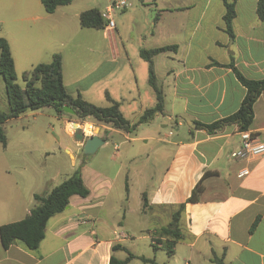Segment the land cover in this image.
Returning <instances> with one entry per match:
<instances>
[{
    "label": "crops",
    "instance_id": "0c3cea01",
    "mask_svg": "<svg viewBox=\"0 0 264 264\" xmlns=\"http://www.w3.org/2000/svg\"><path fill=\"white\" fill-rule=\"evenodd\" d=\"M256 5L257 0L236 1L233 39L225 32L222 19L225 9L220 0H174L160 8V17L150 40L144 36L135 53L125 51L124 59L142 74L140 63L145 62L139 57L140 49L176 46L175 51H166L153 58L155 76L163 90L167 110L154 117L164 116L160 123L162 133L142 137L146 143L153 141L168 145L160 150L163 156L168 155L161 174L150 185L146 165L134 174L127 172L129 177L124 178L127 192L129 182H140V206L132 214L123 205L127 197L119 198L115 206L110 207L112 203L108 199L113 181L102 172H92L97 190L89 187L81 176L89 195L86 198L70 197L68 206L48 220L44 238L36 251L27 250L21 243L4 249L0 241V264H109L111 256L123 260L128 253L136 258L127 264H144L139 257L153 259L157 264H264V155L247 161L229 157L230 152L240 145L235 125L215 134L193 128V122L210 124L238 110L246 89L238 81L233 68L248 80H264V19L257 17ZM58 23L57 26H65L67 32L65 23ZM63 32L64 29H59L45 35V41L38 49L34 45L27 46L22 36L26 46L20 50L25 59L43 53V61L36 64L49 63L52 54L59 53L66 91L71 96L79 94L92 102L90 89L81 91L74 87V83L65 81L61 48L68 35ZM156 37L159 39L152 41ZM6 41L15 63L12 47ZM117 57V61L111 64L115 71L126 66L121 57ZM122 90L125 92L113 96H109L105 89L98 92L106 103L96 106H109L108 96L118 103L125 119L134 124L152 101L142 97L136 81L133 85L129 82ZM125 104L133 107L132 111L129 106L123 111ZM126 111L130 113L126 115ZM185 126L187 137L173 140V128L179 131ZM100 128L106 136L111 132H123L101 124ZM249 131L264 141V91L254 104ZM156 134L159 137H155ZM66 152L71 155L69 150ZM242 169H248L249 174L238 178ZM13 170L22 177L23 168L12 169L0 164V226L24 219L33 206L34 194L48 193L64 180L54 186L44 181L37 189L29 188L28 198H24L18 183L8 179ZM122 170L120 167L117 175ZM201 179L203 192L198 201L186 203L180 213L181 239L173 254L170 257L166 254L165 260L157 261L156 255L144 254L135 248L136 241L144 237L133 241L134 232H146L151 247L156 246L155 250L152 247L154 252L163 250L157 243L166 239L161 237L160 229L171 222L173 213L186 202ZM142 194L145 195L144 207ZM127 218L135 220L132 225ZM141 220L144 221L142 226L136 227ZM255 222L256 227L250 232ZM114 232H123L128 238L117 240Z\"/></svg>",
    "mask_w": 264,
    "mask_h": 264
},
{
    "label": "rangeland",
    "instance_id": "374dc122",
    "mask_svg": "<svg viewBox=\"0 0 264 264\" xmlns=\"http://www.w3.org/2000/svg\"><path fill=\"white\" fill-rule=\"evenodd\" d=\"M113 1L72 0L70 4L60 7L54 15H50L44 11L40 0H0V38L8 40L12 47L16 83L21 86L22 73L30 70L39 61H43L44 56L43 53H37L31 59H25L20 50L25 45L22 36L27 46L34 45L38 49L43 45L45 35L64 29L63 35L67 34L68 38L65 39L66 43L61 49L64 53L67 84L74 83V87H78L81 91L90 89L89 99L92 101L90 103L100 105L106 102L98 95V92L105 89L109 96H113L117 92H125L122 90L123 86H127L129 82L133 85L136 81L142 97L146 101H152L150 104L152 107L155 96L147 83V65L140 63L142 64V74H140L138 68L130 67L125 61V51L130 54L135 53L137 45L144 36L150 40V35L155 30L160 17V8L165 3H172L174 0L155 2L144 0L142 3L140 0H127L130 7L123 11H115L111 15L115 24L114 28L110 29L107 26L104 30L80 28L76 15L89 9L105 12ZM59 21L64 22L68 27L67 32L65 26L64 28L57 26L60 24ZM157 39L159 37L152 41ZM118 55L126 66L119 67L115 71L113 70L115 67L111 64L117 61ZM134 69H137L135 76L132 74ZM102 78L104 81L100 82ZM124 106L123 111L129 105ZM129 109L132 111L133 107L129 106ZM165 110H167L166 105L163 111ZM0 113H8L5 84L1 77ZM125 113L128 115L127 113L130 112ZM162 120L164 116H159L151 123L136 126L131 132H111L106 136L100 124L92 119L79 120L70 114H58L52 108H45L40 112H27L4 123L3 133L6 137V146L4 148L0 144V164H5L12 169L14 167L24 169L21 178L14 170L8 177L18 183L24 198L27 197L29 188L37 189L44 181L52 186L57 185L76 170L80 171L89 187L97 190L96 177L92 172L100 171L113 181L108 199V202L112 203L110 207L115 206L119 198L126 199L127 197L126 201L123 200V205L132 214L140 206L138 196L140 182L128 181L130 184H128L127 192L124 178L129 177V173L134 174L143 165L149 168L147 179L150 185L154 184L161 174L168 155L163 156L160 150L168 145L153 141L146 143L142 137L154 135L155 132L158 135L162 133L160 129ZM72 122L78 123L82 131H84L83 125H91L90 132L84 131L85 138L101 135L105 139L104 144L91 154H83L82 148L77 147L82 144L76 143L73 139ZM172 132L173 140L182 139L188 135L186 126L179 131L173 128ZM158 135L156 134L155 137ZM66 150H69L71 155ZM120 167H123V170L120 175H117ZM134 221L127 218V222L131 225ZM143 222L138 221L135 226H142ZM134 237L133 241L138 237H144L136 241L135 247L141 249L144 254L156 255L157 261L167 258L165 250L159 249L154 252L149 240L146 239V232H134Z\"/></svg>",
    "mask_w": 264,
    "mask_h": 264
},
{
    "label": "trees",
    "instance_id": "16d2710c",
    "mask_svg": "<svg viewBox=\"0 0 264 264\" xmlns=\"http://www.w3.org/2000/svg\"><path fill=\"white\" fill-rule=\"evenodd\" d=\"M72 0H40L44 11L52 14L58 7H63L71 3ZM155 2L157 0H151ZM224 5L223 23L225 32L230 39H233L232 22L235 18V4L237 0H220ZM144 2V0H140ZM256 14L259 19H264V0H257ZM79 26L82 29L104 30L107 26L106 20L102 17V12L97 9H89L81 12L79 17ZM176 46H163L153 49H140L139 57L147 64L148 85L153 90L155 104L147 108L141 114L139 120L131 124L127 121L117 102L107 100L110 105L107 107L96 106L79 94L71 96L65 89L62 75V57L59 53L51 56L49 63H39L30 70L21 75L22 85L16 83L14 72V62L8 42L0 38V77L5 84V91L8 104V113H0V144L6 146V137L3 133V125L10 119L18 118L27 112H40L45 108H52L58 114H64L63 108L68 107L74 111L75 117L79 120L92 119L99 124L123 132H131L140 124L149 123L155 116L163 114L164 94L158 83L154 68L153 58L166 51H175ZM232 67V66H231ZM233 68V67H232ZM233 71L240 82L245 87L246 93L238 110L223 119L210 124L193 122V128L204 130L208 134H215L222 131L225 127L235 125L238 131H247L253 122V107L259 95L264 91V80H248L244 78L236 69ZM104 141L105 139L102 138ZM203 192L202 179L191 191L190 196L185 203L178 206L177 211L173 213L171 222L160 229L161 237H166L161 244L168 257L173 254L175 245L181 239L178 228V221L181 211L186 203H195ZM86 198L89 195V189L85 186L81 173L76 170L71 176L65 178L60 184L52 188L48 193L34 194L33 206L29 214L22 220L4 224L0 226V241L4 249H7L14 243H21L27 250L36 251L44 238L45 227L48 220L56 214L61 213L69 204L72 196ZM143 207L145 204V195L142 194ZM256 222L251 226L250 232L256 227ZM156 249L155 244L152 245ZM114 249V247H113ZM136 258L128 253L127 257L119 260L114 256L110 257L109 264H127L130 260ZM144 264H157L153 259L138 258Z\"/></svg>",
    "mask_w": 264,
    "mask_h": 264
},
{
    "label": "built area",
    "instance_id": "2783aa9c",
    "mask_svg": "<svg viewBox=\"0 0 264 264\" xmlns=\"http://www.w3.org/2000/svg\"><path fill=\"white\" fill-rule=\"evenodd\" d=\"M130 7L127 0H114L105 10L102 12V17L107 22V28H114L115 24L111 18V15L115 11H123ZM85 134V132H83ZM240 145L237 149L230 152L229 157L236 161H247L255 158H259L264 155V141L259 140L252 132L239 131ZM249 174L248 169H242L239 171L237 177L242 178ZM114 236L117 240H124L128 236L123 232H114Z\"/></svg>",
    "mask_w": 264,
    "mask_h": 264
},
{
    "label": "water",
    "instance_id": "95a60500",
    "mask_svg": "<svg viewBox=\"0 0 264 264\" xmlns=\"http://www.w3.org/2000/svg\"><path fill=\"white\" fill-rule=\"evenodd\" d=\"M63 112L75 116L74 111L68 107H64ZM71 125H72L73 139L76 143L82 144L83 154L85 155L91 154L95 152V150L99 146L104 144V140L97 135H93L85 138L83 131L79 127L78 123L72 122Z\"/></svg>",
    "mask_w": 264,
    "mask_h": 264
},
{
    "label": "bare ground",
    "instance_id": "6f19581e",
    "mask_svg": "<svg viewBox=\"0 0 264 264\" xmlns=\"http://www.w3.org/2000/svg\"><path fill=\"white\" fill-rule=\"evenodd\" d=\"M83 129H84V131H86V132H90V130H91V125H89V124H85V125H83Z\"/></svg>",
    "mask_w": 264,
    "mask_h": 264
}]
</instances>
